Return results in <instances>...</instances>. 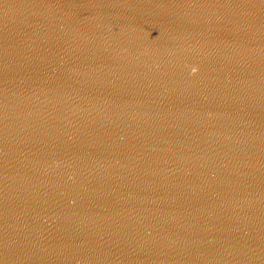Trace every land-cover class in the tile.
I'll list each match as a JSON object with an SVG mask.
<instances>
[{
	"label": "water",
	"instance_id": "water-1",
	"mask_svg": "<svg viewBox=\"0 0 264 264\" xmlns=\"http://www.w3.org/2000/svg\"><path fill=\"white\" fill-rule=\"evenodd\" d=\"M0 264H264V0H0Z\"/></svg>",
	"mask_w": 264,
	"mask_h": 264
},
{
	"label": "clouds",
	"instance_id": "clouds-1",
	"mask_svg": "<svg viewBox=\"0 0 264 264\" xmlns=\"http://www.w3.org/2000/svg\"><path fill=\"white\" fill-rule=\"evenodd\" d=\"M193 71L195 72V69H193Z\"/></svg>",
	"mask_w": 264,
	"mask_h": 264
}]
</instances>
